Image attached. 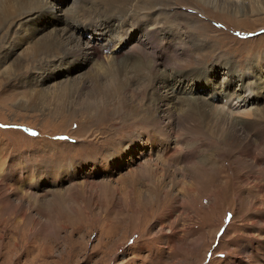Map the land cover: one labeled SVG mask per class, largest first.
Wrapping results in <instances>:
<instances>
[{"label": "rangeland", "instance_id": "obj_1", "mask_svg": "<svg viewBox=\"0 0 264 264\" xmlns=\"http://www.w3.org/2000/svg\"><path fill=\"white\" fill-rule=\"evenodd\" d=\"M37 1L44 3L34 19L25 16L18 26L12 24L16 14H25L26 7ZM100 1L0 0V173L6 172L8 178L6 186H0V264H170L178 260L184 264H236L245 248L253 253L255 240L247 234L251 214L264 213L263 146L218 144L214 137L202 142L189 129H180L188 134H183L179 147L186 154L195 148L196 155L174 163L153 157V165L159 163L154 168L168 171L165 176L149 172V177L136 173L139 168L131 164V155L117 157L114 147L137 133L140 123L135 118L163 117L166 108L175 117L185 110L195 111L198 118L202 113L216 114L203 99L184 105L175 101V106L157 103L158 92L165 90L167 81L176 85L175 77L180 74L169 64L175 58V46L166 47L170 40L175 44L173 32L184 42L179 46L182 63L193 54L189 44L202 47L201 63L182 68L188 81L181 82V90L187 96H204L221 106L220 95L249 92L252 105L248 107L264 109V0H222L226 5L218 7L203 0H164L154 18L156 38L150 40L156 49L147 46L145 53L134 51V34L127 44L105 46L106 40L115 37V27L101 31L102 35L97 34L102 27L88 19L78 27L83 7L92 19H104L98 11ZM58 6V14L53 16L44 10ZM10 8L15 13L8 17ZM131 10H138L136 4ZM65 19L81 35V47L90 42L97 56L79 58L75 55L80 51L69 52L70 43H75L62 38ZM127 28L137 26L127 24ZM190 36L196 43H188ZM31 47L36 55L28 54ZM155 50L159 66L152 70ZM98 54L113 56L112 64L124 82L123 90L117 92L115 87L111 97L89 77L90 71H99L105 87L106 76H112L96 66L105 62ZM158 74L157 81L146 79ZM71 85L78 92L72 104L62 98L63 89L69 92ZM87 102L93 104L90 109ZM160 127L171 137L178 131L177 125L165 121ZM216 146L223 148L224 155L215 159L221 172L209 177L210 182L206 181L207 169H198V176L185 168H195L203 148ZM174 166L185 168L186 178ZM253 168L261 173L254 174ZM148 197L155 207H164L143 218L147 206H153L146 202ZM183 206H192L195 218L184 213ZM174 209H178L176 214L170 216ZM164 224L169 226L163 229ZM184 225L189 229L187 236L170 241V230L184 229ZM208 238H212L210 242ZM208 245L211 247L205 252Z\"/></svg>", "mask_w": 264, "mask_h": 264}, {"label": "bare ground", "instance_id": "obj_2", "mask_svg": "<svg viewBox=\"0 0 264 264\" xmlns=\"http://www.w3.org/2000/svg\"><path fill=\"white\" fill-rule=\"evenodd\" d=\"M162 1H164V0H101L100 1V6L98 8V11L103 15L104 19L103 20L92 19V16H90L91 14L89 12H87L88 10L86 11L85 9H83L84 8L83 7V8L80 9L81 15L78 16L79 17V19L77 20L78 27L82 28V24H84L85 20H87V19H88L89 22L96 23L95 25H97L99 27H102V29H100V31H97V34H100V35H102L100 33L101 31L107 30L108 28L110 29L111 26L115 27L114 28L115 29L114 32H116L115 37L109 42H108V40H106V43L104 42L105 46L107 45V46L117 47L116 43H121V42H124V44H127L128 41L131 42L129 38H130L131 35L134 34V35H136L135 36V43H134V44H136V46L133 48L134 51H141V49H142V52H143L144 48L146 49L147 46H151L153 49H156L150 43V40L156 38L155 35H154L156 33V31H155L156 26H155V23H154V21H155L154 18H155L156 13L161 8ZM203 1L205 3H207V4H211V5L216 6V7L226 5V3L224 1H222V0H203ZM40 3H41V5H40ZM42 3H44V2L37 1L36 3H33L30 6L26 7V8H28L26 13L25 14L24 13L23 14L22 13L21 14H16L14 16L15 20L12 22V24L15 25V26L16 25L18 26V24L20 23L21 19L23 20V18L25 16H28L29 18L34 19L38 15L36 10L38 8L41 9ZM35 4L37 6H34ZM134 4H136L138 10L132 12L131 8H132V6ZM56 9H60V7L58 6V7H55V9H49V11H48V9L46 10V8L44 10L47 11L49 14H51L53 16V14H55V13L58 14V12H55V11H57ZM95 9H96V7H95ZM142 9L145 10V11H150V12H142L141 13L140 11ZM14 13H15V9L14 8L8 9V17L13 15ZM138 15H141L142 17H140V16L138 17ZM67 19H65V24L66 25L61 26V28H62L63 33H64L62 38H64V40H66L68 43H70V41H68V38H70V40L73 43H75L74 45H71V43H70L69 52H71V53L74 52L75 53V51H80V53L75 55L76 57H79V58H80V56L89 57V54H91L93 56H97V54H95L93 52V49L91 47V43L90 42H88L85 45V47H81V45H82L81 44V35L78 34L77 28L74 29V26H72L68 22ZM136 19H138V20L135 21V22L132 21V20H136ZM127 24L136 25L137 28H127ZM30 25H33V24L30 23ZM142 25H144V26H142ZM31 29H32V27H31ZM141 35H143V36L141 37ZM171 35H172V37H177V39L173 40V43H175L174 45L172 44V40L168 41L167 44H166V47H168L169 49H171L172 46H175L174 47L175 48L174 52L172 53V55H175V58L169 64L170 65L173 64V67L178 71L177 73H180V74H179L178 77H175V79H177L176 85L170 86V82L167 81L166 87L163 88L165 90L163 92L162 91L158 92L157 100H156L157 103L160 104L161 107L164 106L166 104V102H167V104L169 102L170 104L175 106L176 102H177V105L178 104L184 105V102L188 103L189 101H196V100H199V99H203L207 105L211 106V108L213 109L214 113H216V114L215 115H211V114H207V113H202V114L199 115L200 118H198L195 111L185 110L184 112H182V114L180 116L175 117L174 114H172L171 111H167V108H166V109H164L165 113H164L163 117L153 116V117H145V118H135V119L133 118L134 121H137L138 123H140V125L136 128L137 129V131H136L137 133L134 136L131 137L132 139L128 140L129 142L125 141V142L122 143V141H120L119 144H121V145L114 147L116 156L120 158V157H122L124 155H128V156L131 155V158H130L131 164L132 165H137L138 166L137 168H139L137 170L135 169L137 174H143V175L149 177L150 176L149 172H153L156 175L160 174L162 176H165L164 174H166V170L167 169H164V167L163 168H154V165L158 166V164H159V163L158 164L156 163V164L153 165V163L155 162V158L158 159V160L163 159V160L166 161L165 163H167V162L174 163L175 160H177L178 158H180V159L184 158V160L189 161V160L192 159V156H194L193 154L196 155L195 148L192 149V147H191V149H190L188 147L190 150L188 149L189 153L186 154L184 152V150L180 148V147H182L181 144H180L181 146L179 147V143L184 142L183 141V138H184L183 134H186V132H187V131L184 132V130H183L180 133V129L182 130L184 128L189 129L195 135H198L197 139L198 140L200 139L202 142H203V139H205V138L208 139V138L214 137V138L217 139V141H218L217 143L218 144H222V142H229V143H239L242 146H249V145H252L253 143L254 144L255 143H259L261 146H263V149H264V109L258 108V107H254V108L253 107H248L251 104V102L249 101V98L251 96L249 92L246 93V94H244V93L242 94L241 93L240 96L239 95L235 96V94H234V96H231L232 93L231 94H229V93L226 94L225 97H224V95H220V97L223 98V102H224V103L222 102L223 105L220 103L221 104V106H220L219 104L217 105V104L211 103L207 98L204 99V96L203 97L202 96H194V95L192 97L191 96H187L188 94H185L181 90L182 89L181 82L182 81H188V80H186L188 77H185V72L186 71H183L182 68L188 67L190 65L200 64L201 63V61L203 59L202 47H200L198 44H193V45L189 44V46L193 49V54H189L187 59H186V62L182 63L179 60V57H180L179 46L184 44V42L178 37L177 33L173 32V33H171ZM160 41H161V39L159 40V42ZM195 41H196L195 37H191V36H190V38L188 37V43H190V42L194 43ZM199 42H200V40H199ZM27 51H28L29 55H34L37 50L34 47H31ZM151 51H152V49H151ZM81 53H82V55H81ZM143 53H145V50H144ZM154 54L155 55L153 57L154 58V62L152 64L153 65L152 70H154L156 68V66L158 65V63H159V54H158V52L156 50H155ZM101 55L98 54V56H101ZM102 56L105 58V60H104L105 62L104 63L99 62V63L96 64V66L99 69H103L104 68L106 70V72H105L106 74H109L108 72H111L112 76H110V75L106 76L107 82H105V87H103V83L101 81H99V71L98 72L90 71L89 72V77L94 79L96 87H98L100 89L104 88L106 91L108 90L109 94L108 93L107 94H108V96L111 97V95L114 94L113 89L116 87L117 92H119V90L122 89L121 84H123L124 82L121 79V77L118 76V70L116 69V67H114L115 64H112V59H114L113 56H109V55H102ZM76 57H71V58H72L73 61H77L79 63L78 66H83V64H81L79 62L78 58H76ZM137 68H139V66H137ZM93 70H95V69H93ZM145 76H147V75L145 74ZM146 79H148V81L150 83H152L153 81H157V79H160V76H159V74L154 76V77L148 76ZM191 79H193V77H191ZM61 84H63V83H61ZM126 84H129V82L126 83ZM72 85L68 87L69 92L67 91V88H65V87H63L65 89H63V91H62L63 92L62 93L63 94L62 98L63 99H67L68 102L71 103V104H72V100L75 98L76 94H78V92L74 91L75 88ZM78 85H80V84H78ZM190 85H192L195 88H197L196 83H194L192 80H190ZM176 90H179L177 92V95L175 94ZM243 90H245V88ZM70 91L71 92L73 91V92L70 93ZM234 91L236 92V90H234ZM249 91H250V89H249ZM171 100H174V101H171ZM86 105L90 109L93 104L90 103V102H87ZM72 108H74V107L72 106ZM75 110L76 109H74V111ZM139 113H140V111H139ZM162 121H165L167 123V125H170V126H176V125L178 126V131L174 132L175 133L174 137L169 136L170 135L169 133H168L169 135L164 133L165 130L163 131V128L160 127V124H161ZM236 121H238L237 124H235ZM171 129H172V127H171ZM173 129H175V128H173ZM141 130H145V131H141ZM156 132L160 133V134H156ZM167 132H168V130H167ZM187 134H188V132H187ZM114 137H112L110 139L113 140ZM185 138L187 140V137H185ZM170 139H171L172 145H173V149L172 150H169V145L171 143ZM190 143H192V142H190ZM158 144H160V145H158ZM198 144H200V143H198ZM254 146L256 147V145H254ZM155 147H157V148H155ZM194 147H195V145H194ZM244 148H246V147H244ZM203 149H202V153H201V158L198 159L197 161L196 160L194 161V167L195 168H192V167H190V168L185 167V168H187L190 171L192 170L191 171L192 173L193 172L197 173L198 169H200L201 167L205 168V170L207 169L208 173H207V177H206L207 180L206 181L210 182L209 177L210 178H214V177H216L219 174V172H221L220 171L221 167H219L217 165L218 163L214 164V161H215V159L216 160L217 159H221V157L224 155V152L222 150L223 148L221 149L220 147H217V148L211 147V149H204V151H203ZM197 150L198 149H196V151ZM240 150H241V152H244V149L242 147H241ZM0 154H1V156H3L1 151H0ZM177 154H178V156H177ZM261 155H262V153H261ZM153 157H155V158H153ZM152 158L154 159L153 163L151 162ZM171 158H173V159H171ZM4 160H5V158H4ZM2 161H3V159H2ZM2 161H0V170H1ZM175 168H173V169H175ZM185 168H183V167L178 168L177 167V171H178L177 173H181L183 178L185 177L186 173H188V172H186L187 170L185 171ZM4 170L5 169L2 168V171H4ZM250 170H252V169H250ZM202 171H204V170H202ZM248 171H249V169L246 171V174H248ZM253 171H254V168H253ZM253 171H252V173H253ZM174 172L175 173L173 175L175 177L177 175L176 174V170ZM204 172H202V173H204ZM256 172H257L256 175H259L261 173L259 171H256ZM256 172L254 171V174ZM263 172H264V170H263ZM5 174H6V172L0 173V186H6L4 184L7 182L8 178H7V176ZM197 174H198V176H201V175H199V173H197ZM138 176H140V175H138ZM187 176H189V175H187ZM131 177H133V176H131ZM131 177H130V179H131ZM120 178H119V180H120ZM191 179H192V177H191ZM193 179H197V177L195 178L193 176ZM117 180H115V181H117ZM132 181L136 182V180H132ZM132 181H131V183H132ZM193 181L196 182L195 180H193ZM136 183H138V182H136ZM103 184H105V183H103ZM207 185H209V184H207ZM7 186H8V184H7ZM223 187H224V185H223ZM27 188L28 187H26V190H27ZM22 189H23V187H22ZM28 191H29V189L27 190V192ZM43 193H45V192H43ZM129 195H130V193H129ZM6 199H8V198L6 197ZM146 202H148L150 205H153V206L156 205L154 202H152V199L150 197L146 198ZM153 206L152 207L147 206V213L143 214V216H142L143 218H145L146 214H149V215L152 214L153 215L154 213L160 212L161 209L164 207V206H158V207H155V206L153 207ZM124 207H126V206H124ZM138 207H140V206H138ZM255 207H257V206H255ZM182 209H183L184 213H186L187 215H191V218H195L196 214H195V210L192 208V206H187V207L183 206ZM177 210L176 209L171 210L170 211V216L176 214L175 212H177ZM259 212L260 211H257L256 214H251V212H250V214L252 215L250 220L252 222L249 221L250 222V224H249L250 227L247 229V231H248L247 234L249 233L251 236L254 237V240H255L254 241L255 245H254L253 250H252L253 253H250V252L248 253L247 252V248H245V250H244L245 253L243 252L244 254H241V256H239L240 259H239V261L236 262V264H264V213H259ZM139 219H140V216H139ZM165 225L169 226V224H164L161 228L164 229V227H166ZM184 226H185L184 229H181V230H178V231H175L173 229L170 230V232L172 231V234L170 235V241L171 240L174 241V240H177V239H180L182 237L187 236L186 234L189 231V229H187V227H186L187 225H184ZM216 230L217 229L214 230V235H215ZM135 232L136 231H134L133 233H135ZM6 233H7V231H6ZM244 233L246 234V232H244ZM4 234H5V232H4ZM211 239L212 238L209 239V242L211 241ZM170 247H171V245H170ZM210 247H211V245H208L206 247V249H205V252L208 251ZM110 250H111V248H110ZM170 264H184V262L181 261V260H178V261H175V262L170 263Z\"/></svg>", "mask_w": 264, "mask_h": 264}]
</instances>
